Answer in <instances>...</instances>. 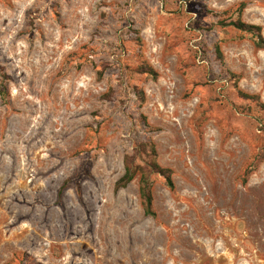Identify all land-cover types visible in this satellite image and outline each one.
<instances>
[{
  "label": "rangeland",
  "instance_id": "rangeland-1",
  "mask_svg": "<svg viewBox=\"0 0 264 264\" xmlns=\"http://www.w3.org/2000/svg\"><path fill=\"white\" fill-rule=\"evenodd\" d=\"M1 84L0 264H264V0H0Z\"/></svg>",
  "mask_w": 264,
  "mask_h": 264
},
{
  "label": "trees",
  "instance_id": "trees-1",
  "mask_svg": "<svg viewBox=\"0 0 264 264\" xmlns=\"http://www.w3.org/2000/svg\"><path fill=\"white\" fill-rule=\"evenodd\" d=\"M231 24L233 26H235L236 28H238V29L249 31V32H253V29L260 30L259 27H257V26L246 25L245 23H242L241 21L233 22ZM2 87H3V85L1 84L0 88H2ZM0 92H1V95L4 96V89H1ZM159 172L165 174L164 176L166 177L168 186L171 189H173L174 188V184H173L171 176L169 175L170 171L167 170V169H159ZM133 178H134L133 172L129 168H126V172H125L124 176L119 180L118 184L121 185V186H125L129 182H131L133 180ZM142 190H143V193H142L143 197L145 198V210H146V213L147 214H152V211H151V208H152V195L148 191V186L147 185H144Z\"/></svg>",
  "mask_w": 264,
  "mask_h": 264
}]
</instances>
